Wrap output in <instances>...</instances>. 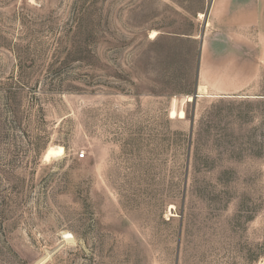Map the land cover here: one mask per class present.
Masks as SVG:
<instances>
[{"label": "rangeland", "instance_id": "rangeland-1", "mask_svg": "<svg viewBox=\"0 0 264 264\" xmlns=\"http://www.w3.org/2000/svg\"><path fill=\"white\" fill-rule=\"evenodd\" d=\"M214 1L0 0V264L264 263V30Z\"/></svg>", "mask_w": 264, "mask_h": 264}, {"label": "crops", "instance_id": "crops-1", "mask_svg": "<svg viewBox=\"0 0 264 264\" xmlns=\"http://www.w3.org/2000/svg\"><path fill=\"white\" fill-rule=\"evenodd\" d=\"M212 11L214 17H219L222 21L225 16L224 22H227V14H232L233 20L227 25L229 30H231L229 27L235 29L253 27L258 31L264 30V0H215ZM224 24L226 26V23ZM210 44H212L210 48L217 52L216 48L223 46L224 41H211Z\"/></svg>", "mask_w": 264, "mask_h": 264}, {"label": "bare ground", "instance_id": "bare-ground-1", "mask_svg": "<svg viewBox=\"0 0 264 264\" xmlns=\"http://www.w3.org/2000/svg\"><path fill=\"white\" fill-rule=\"evenodd\" d=\"M199 16L201 18L203 16V14L199 13ZM156 34H157L156 31H152L150 37H155ZM192 99L193 98H192L191 95H186L185 96V102L191 101ZM174 102H173V106H172V108H171V110L169 112L170 113V117L184 118V111L182 109L176 110L175 106H174ZM63 154H64V148L62 146H60V145H50L45 150L44 158H45V160H49L51 157L62 156Z\"/></svg>", "mask_w": 264, "mask_h": 264}, {"label": "built area", "instance_id": "built-area-1", "mask_svg": "<svg viewBox=\"0 0 264 264\" xmlns=\"http://www.w3.org/2000/svg\"><path fill=\"white\" fill-rule=\"evenodd\" d=\"M79 156H80V157H83V156H84V152L81 151V152L79 153ZM262 264H264V263H262Z\"/></svg>", "mask_w": 264, "mask_h": 264}, {"label": "water", "instance_id": "water-1", "mask_svg": "<svg viewBox=\"0 0 264 264\" xmlns=\"http://www.w3.org/2000/svg\"><path fill=\"white\" fill-rule=\"evenodd\" d=\"M194 96H196V93L194 94Z\"/></svg>", "mask_w": 264, "mask_h": 264}]
</instances>
